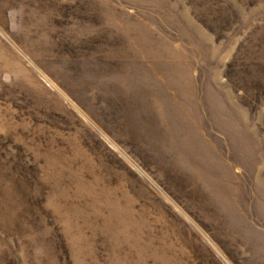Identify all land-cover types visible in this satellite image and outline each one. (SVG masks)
<instances>
[{"label":"rangeland","instance_id":"1","mask_svg":"<svg viewBox=\"0 0 264 264\" xmlns=\"http://www.w3.org/2000/svg\"><path fill=\"white\" fill-rule=\"evenodd\" d=\"M0 264H264V0H0Z\"/></svg>","mask_w":264,"mask_h":264}]
</instances>
